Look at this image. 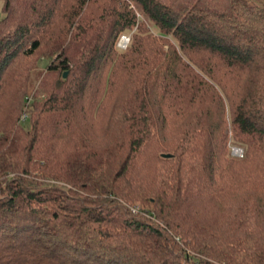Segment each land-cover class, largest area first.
<instances>
[{"label": "trees", "instance_id": "obj_1", "mask_svg": "<svg viewBox=\"0 0 264 264\" xmlns=\"http://www.w3.org/2000/svg\"><path fill=\"white\" fill-rule=\"evenodd\" d=\"M2 10L0 264H264V0Z\"/></svg>", "mask_w": 264, "mask_h": 264}, {"label": "rangeland", "instance_id": "obj_2", "mask_svg": "<svg viewBox=\"0 0 264 264\" xmlns=\"http://www.w3.org/2000/svg\"><path fill=\"white\" fill-rule=\"evenodd\" d=\"M3 0H0V18L3 16ZM144 18V17H143ZM149 26L151 23L147 22ZM128 37L130 38V43L133 38V32L128 34ZM122 38V37H121ZM118 41V46L120 47V40ZM123 50V48H122ZM125 50V49H124ZM28 63L27 70L25 71L24 67L21 69L18 74L16 75V90L18 87L21 86V83H24L25 87V93H24V103L22 106H20L21 110L19 111V122H21L22 125L26 127V129H29V125H25L28 123L26 122L24 117L30 116L32 113V104L36 99H42L43 97H46L47 95V89L50 88L51 84L55 80V74L48 73L47 72V66L49 64V59H39L38 57L33 58L31 61H24ZM23 72V73H21ZM21 76V79H20ZM28 81V84H27ZM5 118V115H4ZM230 153L232 155H235L237 157H241L235 153L236 150L241 149L244 153L245 147L241 144H236L234 141L230 143L229 145Z\"/></svg>", "mask_w": 264, "mask_h": 264}, {"label": "built area", "instance_id": "obj_3", "mask_svg": "<svg viewBox=\"0 0 264 264\" xmlns=\"http://www.w3.org/2000/svg\"><path fill=\"white\" fill-rule=\"evenodd\" d=\"M122 38H121V40H120V49H122L123 48V50L124 49H127V47L129 46V44H130V38L128 37V34H123L122 36H121ZM27 117V116H26ZM26 117H24V119H26ZM242 150L241 149H238V150H236L235 151V153L237 154V155H239V156H243V152H241Z\"/></svg>", "mask_w": 264, "mask_h": 264}, {"label": "water", "instance_id": "obj_4", "mask_svg": "<svg viewBox=\"0 0 264 264\" xmlns=\"http://www.w3.org/2000/svg\"><path fill=\"white\" fill-rule=\"evenodd\" d=\"M65 76H67V73L65 74Z\"/></svg>", "mask_w": 264, "mask_h": 264}]
</instances>
